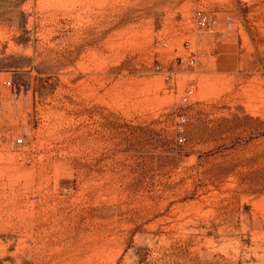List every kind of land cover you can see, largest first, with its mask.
Listing matches in <instances>:
<instances>
[{"label": "rangeland", "instance_id": "374dc122", "mask_svg": "<svg viewBox=\"0 0 264 264\" xmlns=\"http://www.w3.org/2000/svg\"><path fill=\"white\" fill-rule=\"evenodd\" d=\"M4 79L0 264H264V0H0Z\"/></svg>", "mask_w": 264, "mask_h": 264}, {"label": "built area", "instance_id": "2783aa9c", "mask_svg": "<svg viewBox=\"0 0 264 264\" xmlns=\"http://www.w3.org/2000/svg\"><path fill=\"white\" fill-rule=\"evenodd\" d=\"M3 87L11 88L12 87L11 79L0 80V88H3ZM18 140H20L19 143H22V139H18Z\"/></svg>", "mask_w": 264, "mask_h": 264}, {"label": "bare ground", "instance_id": "6f19581e", "mask_svg": "<svg viewBox=\"0 0 264 264\" xmlns=\"http://www.w3.org/2000/svg\"><path fill=\"white\" fill-rule=\"evenodd\" d=\"M214 86H212L211 88H213ZM22 143H23V140H22Z\"/></svg>", "mask_w": 264, "mask_h": 264}]
</instances>
